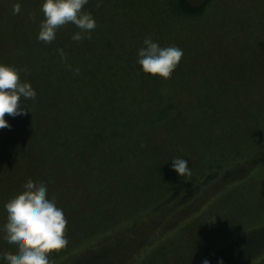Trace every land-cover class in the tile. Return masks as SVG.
<instances>
[{
	"label": "rangeland",
	"instance_id": "rangeland-1",
	"mask_svg": "<svg viewBox=\"0 0 264 264\" xmlns=\"http://www.w3.org/2000/svg\"><path fill=\"white\" fill-rule=\"evenodd\" d=\"M89 1L84 9L96 24L95 31L90 34H94V42L82 40L75 43L72 40L76 32L74 26L70 23L59 25L55 38L49 42H62L61 40L67 39L65 53L71 52L68 55L75 59V64L73 69H69L66 59L60 60L57 67L62 71L48 79L62 80L60 76L69 75L71 70L74 77L83 78L84 75L81 74L91 64L90 68H94L92 92L85 88L84 93L76 90L73 94L74 98H80V103L94 92H102L105 100L109 97L108 100H111L113 95L122 93L131 86L139 87L134 91L135 94L148 96L149 89L154 90V86L165 85V88L159 90L165 94L161 104L172 103L181 113L183 108V112L195 110L198 123L191 125L186 118L180 122V118L171 117L146 126L145 131L148 130L151 135L147 140L154 150L148 152L146 157L155 166V171L152 174H142V183L139 182L138 185H133L138 179L131 178L129 172L118 167L116 159L105 161L110 168L109 179L101 184L97 182L105 176V172L102 175L95 173L94 179L78 175V158L74 159L71 167L69 162L68 166L65 165L67 175L52 177L54 180L47 179L48 183H53L51 197H55L67 219L64 233L67 243L60 249L48 252L52 264L62 262L70 257L69 254L84 251L86 245L91 244L103 230L109 232L110 229L105 228L125 222L120 219L126 215L144 211L147 205L152 204L147 203L145 198L156 197L167 190L169 185L164 180L187 179L192 174H197V170L203 166L214 165L222 160L218 150L223 151L227 157L238 143L230 135L232 127L239 130V135L245 134L241 140L243 143L264 132V6L261 0H208L201 6L203 9L195 11L193 15L180 12L167 22L163 13L156 15L160 9L158 0H93L92 6L91 0ZM103 3H106L107 8L102 6ZM169 4L170 0H162L161 7ZM32 9L33 7L29 13ZM175 12L178 10L175 9ZM42 13L40 10L41 19ZM32 17L29 14L23 21L30 26L32 20L38 31V22L41 19ZM61 27L63 30H60ZM0 32V44L7 43L8 47L10 45L15 55L17 51L36 53V44L44 42L36 37H31V42L23 37L14 39L13 36L3 34L2 29ZM104 32L108 34L111 42H102ZM145 36H150L161 45L176 44L183 49L180 61L169 77L163 78L159 74H148L140 70L136 54ZM117 52L119 55L114 58L116 62H112L111 54L115 55ZM66 58L68 59L67 55ZM8 60L10 58L3 61L0 59V62L7 63ZM190 69L192 72L188 76L185 71L189 72ZM213 69L218 70L215 72L220 74L219 80L209 77L201 79L203 74L208 75ZM182 71L185 76H182ZM109 79L110 84L107 83ZM45 89L48 90L46 86ZM220 91L225 95L221 98L222 101L217 98ZM49 93L53 94L50 91ZM64 96L67 97L68 93L59 95L61 98ZM36 107L37 105H33L30 108ZM145 109L147 106L141 111ZM51 116L45 120V125L36 126L38 130H46L51 125ZM32 121L34 125L33 118ZM199 122L205 126L202 127ZM97 126L94 129L97 137L93 136L99 139L101 145L106 144V139L99 136L102 129L100 125ZM194 130L196 133L192 136ZM82 136L75 135L69 146L75 147L77 143L86 141ZM191 144L199 148L193 151ZM177 155L184 156L188 161L190 175H179L171 167V157ZM110 157L108 155L106 159ZM206 168L207 166L203 170ZM165 172L168 174H164ZM23 175L24 173L11 178L3 177L4 181L0 182V195L4 194L6 181L14 189H23L29 182L27 174ZM0 208L2 229L6 221L4 204ZM193 212L183 216V223L176 230H170L161 236L152 247L139 249L137 257L133 258L129 252L131 264H196L201 256L202 259L207 257L225 238L242 229L263 223L264 167L256 169L243 181L223 187L208 202L202 203L199 210ZM4 254L16 255L17 251L13 246L7 245L0 235V256ZM258 264H264V259Z\"/></svg>",
	"mask_w": 264,
	"mask_h": 264
},
{
	"label": "trees",
	"instance_id": "trees-1",
	"mask_svg": "<svg viewBox=\"0 0 264 264\" xmlns=\"http://www.w3.org/2000/svg\"><path fill=\"white\" fill-rule=\"evenodd\" d=\"M14 2L16 0H0V29L3 34L13 36L14 39L23 37L31 42L33 40L30 38L37 37L38 31L34 28L32 20L30 27L26 25L23 18L31 14L33 17L41 19L39 11L42 9L36 10L40 7L41 0H19L21 3L19 12H13ZM96 2L98 1L96 0ZM261 2L264 6V0ZM161 4L162 0H158L160 9L156 15L163 13L166 22L176 14L179 15L180 12L184 15H193L195 11L203 9L202 7H190L187 0H170L169 6L165 7H161ZM92 5L93 0H91ZM102 6L107 8L106 3H103ZM31 7L33 9L29 13ZM175 9L179 13L175 12ZM60 30L63 28L61 27ZM102 35V42H111L106 32ZM90 36L91 38L84 42H94V34ZM61 41L41 42L36 44V53L17 51L16 55L10 45L8 47L7 43L0 44V59L3 61L10 58L6 62L20 69V79L30 81L36 90V96L24 98L21 105L23 107H26L27 104L29 107L37 105L36 108L26 109L24 113L12 115L5 112L4 114L9 125L0 126V182L4 181L3 177L11 178L24 173L23 176L27 174V179L34 185H45L48 195L51 196L53 183H48L47 179L51 180L52 177L61 174L67 175L65 165L68 166L69 162V167H71L74 164V159L78 158L80 159V162L76 163L79 170L78 175L94 179L95 173L102 175L105 172V176L100 182H97L98 184L109 179L110 168L105 161L110 162L113 159H116L118 167L129 172L131 178L138 179V182L134 180L133 185L142 183V174H152L155 171V166L146 157L148 152H154L147 140L151 135L148 130L145 131L146 126H152L154 123L171 119V117L180 118V122L186 118L187 121H190L188 124L196 125L198 121L195 118V110L190 109L183 112L185 109L183 108L181 113L175 109L172 103L161 104L165 94L159 90L165 88V85L154 86L156 88L154 90L149 89L148 96H141L140 93L139 95L135 94L134 91L139 87L131 86L122 93L113 95L111 100H108L110 97L105 100L102 92L93 91L94 93L87 95L80 103V98H74L73 94L76 90L83 92L85 88L88 89V92H92L94 68H90L91 64H89L85 68L86 72L81 74V76L84 75L83 78L74 77L71 70L69 75L60 76L62 80H49L48 78L62 71L57 67V62L62 60L61 56L64 60L66 59L67 68L73 69L75 64V59L68 55L71 52L65 53L67 39ZM58 49H63V52H59ZM110 49L112 50L111 47ZM118 55L119 52L115 55L111 54L112 62H116L114 58H117ZM215 71L218 70L213 69L208 75L203 74L201 79L209 77L219 80L220 74ZM191 72L192 69L189 72L185 71L188 76ZM182 73V76H185L184 71ZM260 78L258 77V79ZM107 83L110 84V79ZM45 86L53 94H50ZM66 93H68L67 97H59ZM194 97L197 99L196 93H194ZM224 97L225 95L220 91L217 98L222 101L221 98ZM146 106L147 109L142 112L141 109ZM50 116L53 117L51 125H48L46 130L44 128L38 130L36 126L45 125V120ZM16 118L18 121H15ZM32 118L35 121L34 125ZM199 123L202 124V127L205 126L204 123ZM97 125H100L102 129L99 136L106 139V144L101 145L99 139L93 136L97 137L94 131L98 127ZM238 132V129L232 127L230 135L235 137L238 143L231 149L227 157L223 151L218 150L223 161L220 160L214 165H206V170H203L206 167L203 166L197 170V174H192L187 179L164 180L165 184L171 188L167 186V190L156 197L145 198L147 203L152 204L147 205L144 211L138 213L135 211L129 216L126 215L125 218L120 219L125 222L118 226L111 225L105 228L110 229L109 232L103 230L91 244L86 245L84 251L69 254L70 257L58 264H131L129 258L131 254L133 258L137 257L139 249L152 247L168 231L176 230L177 226L183 223V216L189 215L193 211L195 213L201 208L202 203L205 204L209 201L214 193L220 192L223 187L247 179L256 169L264 167V132L257 137L253 136L252 140L246 143L241 141L245 134L239 135ZM195 133L196 130L192 131L191 135L194 136ZM75 135H83L82 137L86 141L77 143L75 147H70L69 144L73 142L71 140ZM195 138L197 139V137ZM194 142L197 143V141ZM198 148L193 147L192 150L195 151ZM108 155L111 157L107 160ZM7 170L8 172H6ZM70 172L69 168V174ZM133 175L134 177H132ZM8 183L9 181L5 182L4 194L0 195L1 207L7 201L23 194L22 189H14ZM141 246L144 247L140 248ZM201 257L196 264H200ZM218 257L223 258L224 264H258L264 259V222L242 229L225 238L204 258H208L210 264H217Z\"/></svg>",
	"mask_w": 264,
	"mask_h": 264
},
{
	"label": "clouds",
	"instance_id": "clouds-1",
	"mask_svg": "<svg viewBox=\"0 0 264 264\" xmlns=\"http://www.w3.org/2000/svg\"><path fill=\"white\" fill-rule=\"evenodd\" d=\"M89 0H41L43 19L39 22L37 39L52 41L59 25L70 23L76 29L72 40L80 43L89 40L96 24L92 16L83 9ZM99 3L97 7L99 8ZM19 0L13 3V12H19ZM31 15V14H30ZM63 52V49H58ZM183 49L176 44L161 45L150 36L143 38L137 48L136 59L140 70L148 74H159L167 78L172 74L182 56ZM63 59V56H61ZM36 90L28 80H21L19 69L9 63L0 62V126L9 125L5 112L15 115L25 112L21 105L24 98L35 97ZM28 108L29 105L27 104ZM171 167L179 175L191 174V167L184 156L171 157ZM22 195L4 204L6 221L0 229L4 242L13 246L17 254L0 256V264H52L48 252L60 249L67 243L65 226L67 223L63 209L56 203L55 197L48 195L43 184L26 183ZM212 219V218H211ZM200 264H210L203 258ZM217 264H224L223 258H217Z\"/></svg>",
	"mask_w": 264,
	"mask_h": 264
},
{
	"label": "water",
	"instance_id": "water-1",
	"mask_svg": "<svg viewBox=\"0 0 264 264\" xmlns=\"http://www.w3.org/2000/svg\"><path fill=\"white\" fill-rule=\"evenodd\" d=\"M208 0H187V3L192 8L203 6Z\"/></svg>",
	"mask_w": 264,
	"mask_h": 264
}]
</instances>
